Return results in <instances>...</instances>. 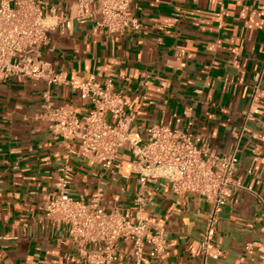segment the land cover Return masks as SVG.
Segmentation results:
<instances>
[{
    "label": "crops",
    "instance_id": "1",
    "mask_svg": "<svg viewBox=\"0 0 264 264\" xmlns=\"http://www.w3.org/2000/svg\"><path fill=\"white\" fill-rule=\"evenodd\" d=\"M38 1L55 13L49 18L55 26L50 41L40 50L55 71L112 79L125 96L126 113L144 131L193 121L190 132L200 147L219 155L238 150L242 188L220 215L222 257L210 264H260L264 99L253 100V88L264 69V0H138L142 29L112 36L93 21L61 25L77 0ZM47 91L43 81L0 85V264H85L68 241L69 227L46 210L62 176L74 197L134 215L140 181L130 152L119 150L110 168L77 155L79 143L55 135L43 117ZM50 93L54 105L73 104L81 119L88 117L90 104L71 88L55 86ZM247 111L254 120L245 119ZM151 186L152 228L166 232L170 247L150 264H202L201 237L211 205L196 195L177 196L165 182ZM247 243L254 245L255 261L244 250ZM119 244V264H134L132 245Z\"/></svg>",
    "mask_w": 264,
    "mask_h": 264
},
{
    "label": "built area",
    "instance_id": "2",
    "mask_svg": "<svg viewBox=\"0 0 264 264\" xmlns=\"http://www.w3.org/2000/svg\"><path fill=\"white\" fill-rule=\"evenodd\" d=\"M142 12L138 0H77L70 15L60 23L70 28L73 21H93L108 36L137 33L143 27ZM53 15L54 11L38 0H0V85L11 79L43 81L48 87L43 117L50 122L52 132L77 141V155L105 168L116 161L119 150L127 149L140 188L134 215H130L74 197L70 180L62 176L56 183L55 199L46 205L48 216L69 227L68 241L76 246L85 264H119L124 252L120 242L132 245L130 255L134 264H150L170 247L166 232L152 228L155 223L148 209L154 190L151 184L165 182L175 195H196L211 205L201 237L202 264L219 261L220 215L242 188L236 178L238 150L219 155L207 145L200 147L190 132L193 121L182 127L179 119L174 127L156 124L144 131L135 124L133 114L126 113L125 96L115 90L112 79L55 71L41 59L40 52L50 41L48 32L55 28L49 22ZM263 73L264 69L254 77L253 100L264 99ZM61 85L90 104L86 119L80 118L73 104L56 106L51 101V88ZM184 115L190 119L191 110ZM245 119L254 120L252 111L245 112ZM1 184L0 180V191ZM244 250L255 261L254 245L247 243Z\"/></svg>",
    "mask_w": 264,
    "mask_h": 264
}]
</instances>
